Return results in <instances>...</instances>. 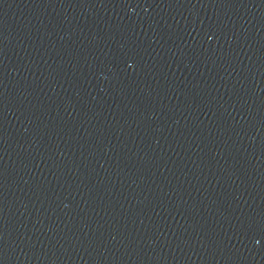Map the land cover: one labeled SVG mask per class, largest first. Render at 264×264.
<instances>
[{
  "label": "water",
  "instance_id": "water-1",
  "mask_svg": "<svg viewBox=\"0 0 264 264\" xmlns=\"http://www.w3.org/2000/svg\"><path fill=\"white\" fill-rule=\"evenodd\" d=\"M0 264H264V0H0Z\"/></svg>",
  "mask_w": 264,
  "mask_h": 264
}]
</instances>
